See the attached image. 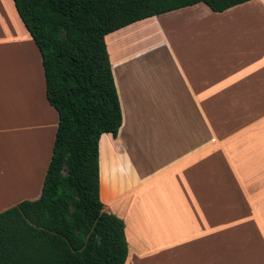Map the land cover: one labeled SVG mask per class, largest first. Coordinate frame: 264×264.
<instances>
[{"label":"crops","instance_id":"crops-1","mask_svg":"<svg viewBox=\"0 0 264 264\" xmlns=\"http://www.w3.org/2000/svg\"><path fill=\"white\" fill-rule=\"evenodd\" d=\"M0 1V36L9 12L32 39L14 1ZM105 42L122 124L116 136L99 137V197L124 222L125 264H264V0L223 11L196 3L124 26ZM4 65L0 133L50 125L53 137L42 154L14 148L10 168L1 159L8 178L0 179V212L41 195L58 124L43 67L39 103L21 111L13 88L25 80ZM4 188L16 195L2 201Z\"/></svg>","mask_w":264,"mask_h":264},{"label":"trees","instance_id":"trees-1","mask_svg":"<svg viewBox=\"0 0 264 264\" xmlns=\"http://www.w3.org/2000/svg\"><path fill=\"white\" fill-rule=\"evenodd\" d=\"M13 1L58 124L41 195L0 212V264H125L124 222L99 197V137L122 124L105 36L196 3L223 11L249 0Z\"/></svg>","mask_w":264,"mask_h":264},{"label":"rangeland","instance_id":"rangeland-1","mask_svg":"<svg viewBox=\"0 0 264 264\" xmlns=\"http://www.w3.org/2000/svg\"><path fill=\"white\" fill-rule=\"evenodd\" d=\"M1 4L3 6H1ZM0 6H1L0 10L3 9L4 3L1 1H0ZM8 16H9L8 29L4 35L0 36V63H1L0 70L2 69L3 64L5 63L4 66H6L7 69L6 73L9 74V77L14 76V78H23V80H25V82L15 83L14 84L15 88H13L14 93L19 92L22 96V101L24 103L23 105H25L24 106L25 108L21 110L23 111L24 109H26L27 104L29 105V109H30V105L33 102L39 103V99L36 98V95H39L38 93L39 90L35 80L36 78H42V66L40 64L39 51L37 52L36 45L32 43L33 42L32 39L27 38V34L23 30L22 24L18 23V21H15V19L11 17L9 12H8ZM13 23H16V25H18L19 35L13 33V29H11L12 25L14 26ZM15 31H17V28H15ZM112 43H109V45H110V49L113 51L115 50L116 45L113 46L111 45ZM22 44L27 46L29 51L32 50L33 54L30 55V57L27 54V52L23 50V48L22 50L21 48H19ZM9 94L11 95V93ZM18 111L20 112L19 109ZM15 114L17 118L18 117L20 118V116L17 113ZM23 118L25 119V114L23 115ZM16 125H20V124L18 123ZM16 127L19 128L4 133H0V161L2 159L3 162H6V160L8 161L7 158H9L10 160L12 158H15V152H17V150H14V153L9 154L11 148L8 149V144H10V146L13 147V145L16 142H17L16 147L20 148L22 151L24 150L23 148L24 146H26L28 150H30L31 147L32 148L34 147L33 149L35 150L36 148L37 152L39 151L41 152V154L44 150L47 151L46 147L49 145V143H51L52 141L51 139L53 137V131L50 125H48L47 128L44 129L43 131L33 130L32 132H30V130L28 129H23L20 126H16ZM32 135H38L39 138L38 136H36V138L38 139H36L35 137L32 138ZM30 136L32 138L31 140H30ZM9 166H10V162L8 164L6 163V168H10ZM0 168H2V170H6L4 169L5 167L3 163L0 166ZM27 168L29 167L27 166ZM6 174H8L7 170L6 173H2L0 175V179L6 181V178H8ZM7 186H9V184H7ZM4 190L6 194H8V197L3 199L2 201H5L6 199H9L16 195V191L14 192L13 188L11 189L4 188ZM202 264H205V262H203Z\"/></svg>","mask_w":264,"mask_h":264},{"label":"bare ground","instance_id":"bare-ground-1","mask_svg":"<svg viewBox=\"0 0 264 264\" xmlns=\"http://www.w3.org/2000/svg\"><path fill=\"white\" fill-rule=\"evenodd\" d=\"M13 146H14V147H12V146L10 147V145H9V148H11V149L14 150V148H16V146H15V144H14Z\"/></svg>","mask_w":264,"mask_h":264}]
</instances>
